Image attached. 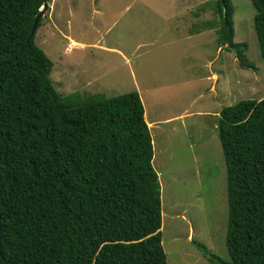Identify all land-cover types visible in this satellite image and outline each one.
I'll use <instances>...</instances> for the list:
<instances>
[{"label":"trees","instance_id":"1","mask_svg":"<svg viewBox=\"0 0 264 264\" xmlns=\"http://www.w3.org/2000/svg\"><path fill=\"white\" fill-rule=\"evenodd\" d=\"M50 0H0V264H166L152 148L136 92L61 98L34 44ZM264 62V0H249ZM216 41L238 67L230 0H215ZM40 19L36 23L39 25ZM228 264H264V97L223 107ZM210 264H221L200 243Z\"/></svg>","mask_w":264,"mask_h":264},{"label":"rangeland","instance_id":"2","mask_svg":"<svg viewBox=\"0 0 264 264\" xmlns=\"http://www.w3.org/2000/svg\"><path fill=\"white\" fill-rule=\"evenodd\" d=\"M98 2L46 4L33 42L52 64L51 86L61 98L138 94L144 122L157 121L148 130L150 164L159 184L166 264H210L195 243L228 264L225 167L215 125L221 108L264 97L254 10L249 0H230L232 41L245 45L243 55L253 66L244 70L233 51L192 20V2L186 12L180 0H134L124 13L130 0ZM70 41L85 49L66 50Z\"/></svg>","mask_w":264,"mask_h":264},{"label":"crops","instance_id":"3","mask_svg":"<svg viewBox=\"0 0 264 264\" xmlns=\"http://www.w3.org/2000/svg\"><path fill=\"white\" fill-rule=\"evenodd\" d=\"M111 1V0H110ZM176 0H174L175 2ZM180 1H184L183 4H181V8L180 10H184L186 12H189V10H191V6L189 5L191 2L194 4V11L192 12V20H197L199 19L200 23L197 24L198 26H200L201 28L205 29V31H207V34H214V36L216 35L215 31L217 30L218 26H217V22L218 20L216 19V17L212 16V14L214 13L216 15V9H215V4L211 3L209 0H180ZM94 2V0H93ZM101 2L102 0H99L98 5L101 6ZM215 2V1H214ZM134 0H130L129 3L126 4V6L123 8L122 12L120 13H124L128 10H131L132 8H134ZM131 8V9H129ZM196 8H200V10H202L204 13L203 14H198L196 11ZM119 13V14H120ZM118 14V15H119ZM172 16V15H170ZM217 16V15H216ZM204 30L198 31V33H202ZM188 37H191V35H189ZM155 41H152L151 43H153ZM97 45H93L90 47V49L92 50H96L93 47H96ZM68 51H72L74 48L78 49V50H84L85 47L83 46H79L74 42H68V45L66 47ZM121 56V55H119ZM216 75L212 74V78L215 79ZM133 86H134V81H133ZM196 114H200L201 117H206L207 115L205 114H201L200 112H195ZM144 118V117H143ZM166 121H169L168 119H166ZM148 130L152 127L155 126V124H157V121H151V122H145ZM167 124H170L169 122Z\"/></svg>","mask_w":264,"mask_h":264},{"label":"water","instance_id":"4","mask_svg":"<svg viewBox=\"0 0 264 264\" xmlns=\"http://www.w3.org/2000/svg\"><path fill=\"white\" fill-rule=\"evenodd\" d=\"M46 9V4L42 5L41 9H39L38 13L34 16L33 21H32V26L30 29V33H34L35 29H36V23L37 21L41 18L43 12Z\"/></svg>","mask_w":264,"mask_h":264},{"label":"clouds","instance_id":"5","mask_svg":"<svg viewBox=\"0 0 264 264\" xmlns=\"http://www.w3.org/2000/svg\"><path fill=\"white\" fill-rule=\"evenodd\" d=\"M36 29H37V28H36ZM36 29H35V31H36ZM35 31H34V32H35Z\"/></svg>","mask_w":264,"mask_h":264}]
</instances>
